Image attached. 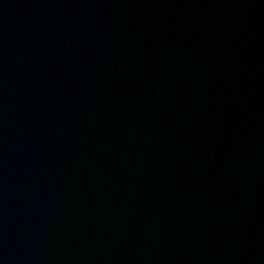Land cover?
<instances>
[{"label": "water", "instance_id": "obj_1", "mask_svg": "<svg viewBox=\"0 0 264 264\" xmlns=\"http://www.w3.org/2000/svg\"><path fill=\"white\" fill-rule=\"evenodd\" d=\"M0 264H264V0H0Z\"/></svg>", "mask_w": 264, "mask_h": 264}]
</instances>
